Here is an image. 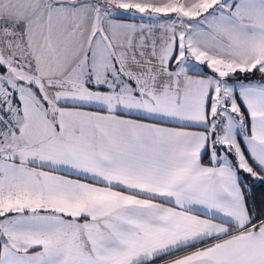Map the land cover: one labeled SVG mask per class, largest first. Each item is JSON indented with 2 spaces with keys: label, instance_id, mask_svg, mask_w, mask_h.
<instances>
[{
  "label": "snow or ice",
  "instance_id": "6c2138e0",
  "mask_svg": "<svg viewBox=\"0 0 264 264\" xmlns=\"http://www.w3.org/2000/svg\"><path fill=\"white\" fill-rule=\"evenodd\" d=\"M0 264H264V0H0Z\"/></svg>",
  "mask_w": 264,
  "mask_h": 264
}]
</instances>
